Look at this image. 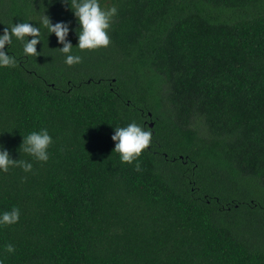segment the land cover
Here are the masks:
<instances>
[{
    "label": "trees",
    "instance_id": "obj_1",
    "mask_svg": "<svg viewBox=\"0 0 264 264\" xmlns=\"http://www.w3.org/2000/svg\"><path fill=\"white\" fill-rule=\"evenodd\" d=\"M100 3L118 9L111 44L80 50L70 3L0 0V35L47 14L82 57L67 65L46 28L37 56L5 46L17 64L0 67V148L33 170L0 169V215L21 212L0 225V259L264 264V0ZM133 121L152 143L122 163L112 136ZM44 128L47 162L21 147Z\"/></svg>",
    "mask_w": 264,
    "mask_h": 264
},
{
    "label": "clouds",
    "instance_id": "obj_2",
    "mask_svg": "<svg viewBox=\"0 0 264 264\" xmlns=\"http://www.w3.org/2000/svg\"><path fill=\"white\" fill-rule=\"evenodd\" d=\"M64 2L70 3L82 29L78 32V48L80 50H96L111 44L109 30L118 11L115 6L111 8L102 7L100 0H64ZM39 25L37 27L29 22H21L15 23L11 28L5 27L3 29V34L0 35V67H15L17 64L16 57L5 51V46L12 44L13 37L22 42L25 55H39L37 45L41 42V28H46L49 34L55 33L59 43L63 45L59 51L65 54L67 65L72 66L82 62L81 56L71 54L73 44L67 39L70 31L68 23L57 22L53 24L51 18L45 14L40 17ZM152 138L153 133L150 129H146L133 121L126 127L115 129L112 139L117 143L113 151L120 154L122 163L131 164L137 161L150 146ZM53 143V137L44 128L24 136L21 147L25 153L30 154L36 160L47 162L49 159L48 149ZM10 167H20L25 172L33 170L32 163L22 159H14L7 149L0 148V169L8 172ZM136 170H142L139 163H136ZM20 215L19 207L4 211L0 215V225L18 223ZM5 250L8 253L16 251L12 244L6 245ZM0 264H4L3 259H0Z\"/></svg>",
    "mask_w": 264,
    "mask_h": 264
},
{
    "label": "water",
    "instance_id": "obj_3",
    "mask_svg": "<svg viewBox=\"0 0 264 264\" xmlns=\"http://www.w3.org/2000/svg\"><path fill=\"white\" fill-rule=\"evenodd\" d=\"M151 127H153V123H151Z\"/></svg>",
    "mask_w": 264,
    "mask_h": 264
}]
</instances>
